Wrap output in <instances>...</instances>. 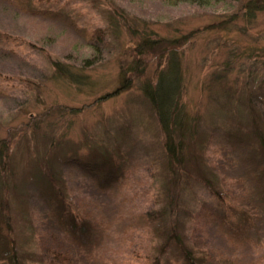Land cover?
<instances>
[{"label": "rangeland", "instance_id": "374dc122", "mask_svg": "<svg viewBox=\"0 0 264 264\" xmlns=\"http://www.w3.org/2000/svg\"><path fill=\"white\" fill-rule=\"evenodd\" d=\"M246 1L210 7L161 0L35 2L32 9L46 10L43 18L0 0V30L38 47L0 43L6 49L0 51V153L5 148L8 154L0 160V178L7 167L10 229L37 254L35 264L46 262L56 244L83 257L81 264H143L154 253L155 237L142 215L158 206L160 186L170 174L163 136L140 84L154 80L162 61L157 55L149 61L137 56L128 27H146L153 38L189 34L180 49V103L191 125L187 145L202 154L194 170L212 181L239 175L254 192H264L259 180L250 183L262 157L244 101L252 94L257 110L264 111V6L243 14L238 10ZM123 19L131 25L125 28ZM46 54L58 60L59 72ZM134 63L137 71L126 74ZM129 76L126 87L122 80ZM51 178L60 199L52 196ZM209 190L191 179L182 205L200 207L194 215L203 208L212 213L201 211L190 227L204 247L223 248L215 254L219 259L233 247L224 233L223 205ZM61 218L65 226L59 230L55 221ZM82 230L88 239L79 236ZM74 238L87 242V252L75 249ZM164 257L181 264L173 261V252ZM0 264H7L1 255Z\"/></svg>", "mask_w": 264, "mask_h": 264}, {"label": "trees", "instance_id": "16d2710c", "mask_svg": "<svg viewBox=\"0 0 264 264\" xmlns=\"http://www.w3.org/2000/svg\"><path fill=\"white\" fill-rule=\"evenodd\" d=\"M6 1L19 6L18 9L22 13L39 17L46 15L47 12L45 9H40V7L32 9L35 2L41 5L45 2L49 3L52 0ZM161 1L171 6L185 3L199 7H210L223 0ZM263 6V0H247L238 11L243 12V14L244 12L252 14L255 11L261 10ZM41 17L46 18L45 16ZM123 23L125 28L131 25L126 19H123ZM127 30H130L132 36L136 38L137 45L133 52L137 56L142 55L145 60L149 61L150 57L157 55L160 61H162L159 68L162 67L154 74V80L149 82L143 81L140 84V90L155 113L163 136L162 148L166 160L169 162L166 171L170 174L167 181L163 182L160 186L158 206L146 211L142 215L143 219L141 218L142 222H144V228L149 231L153 238L155 237V249L153 248L154 250H152L154 253L145 257L143 264H169L164 256L171 252H173L174 256V259L172 258L173 261L176 263V259H178L181 261V264H214L216 261L219 264H264V192H254L250 184H248L247 179L239 175H235L232 178L223 177L212 181L208 176V178L204 177L198 167L194 170V166H197L198 157H201L202 154L197 155L193 153V150L189 148V144L187 145V137H189L191 125L186 124L187 119L182 114L183 108L180 103L183 85L180 49L186 43L189 34L166 39L151 37L152 32L147 30L146 27H128ZM16 42H22L26 47L28 46L32 49H38L31 42L16 39L14 36L0 30V43H2L3 47H6V43ZM88 44L92 45L91 43ZM1 50L4 51L6 49L2 48ZM7 51L13 53L14 49L10 48ZM46 56L47 62L52 69L59 72L58 60L49 54H46ZM144 59L142 60L145 61ZM84 60L87 61V58L82 59V61ZM136 69L137 66L134 63L131 68H128L124 72L132 75L133 72L137 71ZM71 75L73 74L70 73L69 77ZM129 78L130 76L127 79L124 78L122 85L128 87L130 82H132L130 81L132 79L129 80ZM26 84L29 85L28 82ZM262 84L263 86L261 87L264 88V81ZM252 91V89L247 90L248 93ZM2 92L0 89V95H3ZM244 101L246 102L250 116V135L260 149L262 157L259 167L260 173L254 175L253 181L250 183L254 186L259 180V183L264 188V111L257 110L253 104L252 94H248ZM187 147L189 152L187 151ZM7 155L4 148V152L0 153V160L7 158ZM201 163L204 164V162ZM8 172L7 167H4L2 170L3 177L0 178V218L4 225V231L0 230V255L7 264H35L34 262H37V259L35 260L37 254L30 252L26 243L18 241L12 227L10 229L13 221L10 218L9 203L7 202V188L10 185V180L7 176ZM214 175L216 176L217 173ZM53 179L55 180V178H51L48 181L51 185L52 196L60 199L63 197V194ZM191 179L200 182L208 190L210 189L209 191L212 193V196L223 205L225 210L223 222L228 226V229L225 227L224 233L227 235V242L233 247L229 255L223 254L224 256H222L223 248L216 249L210 244L209 248L204 247L202 240L194 238L196 234L193 235L194 232L190 227L191 221L199 218L198 215H201V211L205 216L212 215V213L205 212L203 208L200 209L198 215H194L197 208L200 207H192L190 210L184 209L182 205L183 193ZM229 179H233L232 185L227 184ZM215 181L216 183H214ZM1 205L3 206L1 207ZM192 209L194 210L191 211ZM180 214H185L187 220L180 219ZM61 219L58 222L55 221L59 230H61L62 226H65L63 218ZM78 221L79 225L84 226L83 218H79ZM86 226L87 224H85ZM204 233L206 232L204 231ZM197 234L199 235L200 232ZM79 236H83L86 239L89 237L85 235V231L83 230L79 232ZM75 239L77 238H74V242L77 245L75 249L83 252L82 254L87 252V246H85L87 242H82L81 238V242H77ZM220 250L222 251L221 258L217 259L215 254H219ZM234 252L235 255L233 254ZM76 255L78 254L68 249L67 246L56 244L46 255L48 257L43 264H49V262H55L56 264H81L80 262L83 261L81 258L83 259V257H77L78 260ZM74 259L77 262H74Z\"/></svg>", "mask_w": 264, "mask_h": 264}]
</instances>
